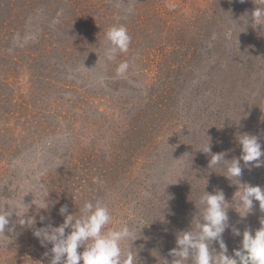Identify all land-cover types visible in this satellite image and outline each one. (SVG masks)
<instances>
[{"label":"rangeland","instance_id":"374dc122","mask_svg":"<svg viewBox=\"0 0 264 264\" xmlns=\"http://www.w3.org/2000/svg\"><path fill=\"white\" fill-rule=\"evenodd\" d=\"M257 6L0 0V206L36 220L20 226L13 213L0 234V264H50L52 245L34 230L62 224L63 205L78 217L87 200L110 209L105 230L132 229L138 264L173 259L177 233L201 216L204 190L223 191L229 224L241 232L223 233L229 255L243 231L261 227L259 202L241 217L226 165L209 168L211 154L200 150L210 139L212 154L238 158L244 133L264 149V26L249 19ZM120 25L131 42L108 60L106 31ZM241 167V183L264 188V166Z\"/></svg>","mask_w":264,"mask_h":264},{"label":"clouds","instance_id":"9594fccd","mask_svg":"<svg viewBox=\"0 0 264 264\" xmlns=\"http://www.w3.org/2000/svg\"><path fill=\"white\" fill-rule=\"evenodd\" d=\"M250 18L255 25L264 26V0H261V6L251 12ZM105 35V55L108 60H113L117 53L128 50L131 37L123 25L110 27ZM128 68L127 61L121 62L116 68L117 75H124ZM237 140L241 146V155L231 160H226L223 152L212 154L210 139L200 150L211 154L209 168L226 165L224 176L230 181L234 180L233 184L238 186L239 190L235 195L239 196V206L244 211V215L240 216L244 217L252 211L254 201H258L260 209L264 210V188L241 183L238 179L242 175L241 161L249 168L264 166V159H261L264 157V149L257 135L244 133L238 135ZM199 203L203 208L201 216L195 222V228L190 227L177 233L176 247L169 252L173 259H163L165 264H188L189 261L191 264H264V219L260 220L261 227L254 233L250 229L243 231L240 247L229 255L223 233L229 228L236 236H240L241 232L229 224L228 203L223 191L209 193L204 190ZM4 205L0 206V234H4L13 213L18 217L16 223L20 226L27 225L31 228L36 224L34 217L25 218L26 213L23 212L18 214L15 204H7L8 210H5ZM23 206L28 211L29 206L24 203ZM48 206L45 200L40 209H47ZM59 213L64 217L62 224H49L36 228L33 232L42 246L52 245L50 264H138L137 253L132 251V243L136 240L133 239L132 229L123 224L118 228L109 227L105 230V226L112 223V215L103 202L85 201L79 209L78 217L68 214L67 205L61 206ZM40 219L43 221L44 217L41 216ZM7 230L13 231L14 226ZM126 241L131 243L125 250L122 244ZM213 243L219 245V250L212 247ZM81 248L83 251H78Z\"/></svg>","mask_w":264,"mask_h":264}]
</instances>
